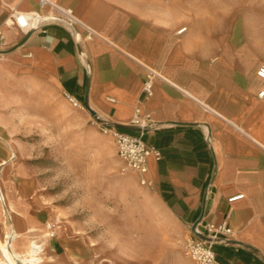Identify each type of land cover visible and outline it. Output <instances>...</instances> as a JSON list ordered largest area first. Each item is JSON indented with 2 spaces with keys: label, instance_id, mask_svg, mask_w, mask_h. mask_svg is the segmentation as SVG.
Here are the masks:
<instances>
[{
  "label": "crops",
  "instance_id": "crops-1",
  "mask_svg": "<svg viewBox=\"0 0 264 264\" xmlns=\"http://www.w3.org/2000/svg\"><path fill=\"white\" fill-rule=\"evenodd\" d=\"M184 8L185 0H0V28L4 46L18 43L90 120L133 125L139 107L147 125L117 129L142 133L159 152L147 160L148 187L185 236L200 219L225 221L232 233L214 245L220 262L264 264V81L256 75L264 39L233 18L203 24ZM21 14L25 25L16 23ZM46 243L63 248L59 238Z\"/></svg>",
  "mask_w": 264,
  "mask_h": 264
},
{
  "label": "rangeland",
  "instance_id": "rangeland-1",
  "mask_svg": "<svg viewBox=\"0 0 264 264\" xmlns=\"http://www.w3.org/2000/svg\"><path fill=\"white\" fill-rule=\"evenodd\" d=\"M184 9L203 24L233 18L264 39V0H185ZM18 47L0 46V242L29 230L43 243L37 264H195L160 198L121 172L112 138ZM52 220L57 253L46 243Z\"/></svg>",
  "mask_w": 264,
  "mask_h": 264
},
{
  "label": "built area",
  "instance_id": "built-area-1",
  "mask_svg": "<svg viewBox=\"0 0 264 264\" xmlns=\"http://www.w3.org/2000/svg\"><path fill=\"white\" fill-rule=\"evenodd\" d=\"M65 15L67 14L65 13ZM184 29L182 28L180 32ZM4 41L5 35L0 28V46L4 45ZM147 71L148 73L143 83V91L147 95H151L152 80L156 73L152 69H148ZM256 75L264 81V63L257 68ZM257 95L263 98L264 89L260 90ZM67 97L72 107L84 109V106L75 97L68 94ZM91 123L103 134L109 135L112 138L116 154L122 163L121 172L124 174L135 173L138 175L141 185H149L150 180L146 176L148 173L147 160L151 155L158 158L159 152L144 142L142 133L141 135H133L127 131L109 126L97 118H91ZM132 124L142 127L147 125L141 117L139 107L135 108ZM241 197L242 195L235 196L230 198V201ZM59 228L60 226L56 221L47 222L45 225L46 236L48 238L56 237ZM231 233L232 229L225 221L216 225L200 219L189 230V234L184 242L183 252L195 264H223L217 257L214 245L226 242L227 236Z\"/></svg>",
  "mask_w": 264,
  "mask_h": 264
},
{
  "label": "bare ground",
  "instance_id": "bare-ground-1",
  "mask_svg": "<svg viewBox=\"0 0 264 264\" xmlns=\"http://www.w3.org/2000/svg\"><path fill=\"white\" fill-rule=\"evenodd\" d=\"M16 23L19 25H25L27 24V18L23 14L19 16L17 15ZM236 40L237 39H235V42ZM0 200L3 201V196L1 192H0ZM30 225L33 226L32 224ZM29 232H30L29 230L28 231L25 230V232L23 233L13 232V234L12 233L6 234L3 243L0 242V251L2 256L4 257L3 261L0 260V264H37L39 262L40 253L43 251V243H40L30 238L27 235V233Z\"/></svg>",
  "mask_w": 264,
  "mask_h": 264
},
{
  "label": "water",
  "instance_id": "water-1",
  "mask_svg": "<svg viewBox=\"0 0 264 264\" xmlns=\"http://www.w3.org/2000/svg\"><path fill=\"white\" fill-rule=\"evenodd\" d=\"M113 127L120 128V129H126V130H139L140 129L133 125H122V124H114Z\"/></svg>",
  "mask_w": 264,
  "mask_h": 264
}]
</instances>
